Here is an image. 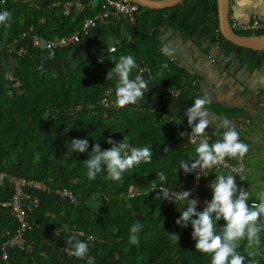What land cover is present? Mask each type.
I'll return each instance as SVG.
<instances>
[{"label":"trees","instance_id":"16d2710c","mask_svg":"<svg viewBox=\"0 0 264 264\" xmlns=\"http://www.w3.org/2000/svg\"><path fill=\"white\" fill-rule=\"evenodd\" d=\"M181 4L160 10L139 6L128 40L117 45L114 52L88 59L68 71L53 74L37 61L42 55L49 58L50 52L55 53L52 59L62 60L75 47L50 51L29 49L22 56L8 58L11 62L3 61L0 66V173L44 182L50 192L38 194L40 204L27 218L32 226L23 236L22 247L9 248L7 263L0 258V264H87V258L65 253V248L73 250L68 243L72 238L88 244L95 264H211L209 254L195 250L191 224L187 227L176 224L186 201L163 208L161 201L155 199L159 188L152 192V181L158 172L163 171L167 176L164 187L168 189L189 183L193 178V174L185 175L180 169L181 161L191 163L189 159L197 155L198 146L185 140L191 133L186 123L141 101L124 108H104L99 104L107 89L116 90L115 75L112 79L106 76L122 55L133 56L139 66L150 70L146 79L153 81L161 97L179 98L168 95L170 89L193 93L194 78L162 53L160 30L151 29L155 15ZM5 9L12 13V20L10 27L0 26V46L15 41L22 32L43 39L66 35L80 29L83 20L95 13L85 9L80 14L73 10L64 14L61 7L36 5L27 0H3L0 11ZM205 10L214 15L217 29L216 0H206ZM234 30L239 35L264 34V30ZM217 38L221 43L230 44L218 31ZM164 64L167 68L162 67ZM137 72L138 69L133 70L132 78ZM124 138L130 147L150 146L151 163L142 162L126 171L121 181L105 179L106 168L90 180L84 161L89 158L92 145L99 142L101 151H105L112 146L107 143L108 139L119 143ZM72 139H88V150L73 152ZM218 140L221 139L214 135L209 143ZM165 148L169 150L164 151ZM226 159L235 163L234 158ZM245 166L251 168L248 178L257 177L253 171L261 173L246 161ZM214 171L230 173L217 168ZM215 172L202 176V181H213ZM245 173L240 172V176L244 177ZM255 180L250 179L243 186ZM58 190L70 192L74 201L60 196L56 193ZM249 191L251 205L262 188ZM11 195L12 189L3 181L0 203ZM136 223L143 228L138 233L139 244L131 245L130 228ZM224 223L223 219L217 222V231ZM261 223L264 224V217ZM17 226L8 208L0 206V246L15 233ZM89 236L93 240H86ZM260 240L257 256L250 257L256 264H264V231L260 233ZM249 250L247 240L241 241L238 252L247 255Z\"/></svg>","mask_w":264,"mask_h":264},{"label":"crops","instance_id":"0c3cea01","mask_svg":"<svg viewBox=\"0 0 264 264\" xmlns=\"http://www.w3.org/2000/svg\"><path fill=\"white\" fill-rule=\"evenodd\" d=\"M27 1L48 5L66 0ZM77 1L84 3L90 13L97 9L98 0ZM205 2L187 0L177 8L157 14L151 22V29H159L162 46L170 45L174 50L173 55L166 56L194 78L193 93L196 98L205 95L210 98V105L206 108L211 123L206 133L218 136L224 131L220 127L222 121L227 119L236 126L240 138L249 146L245 161L261 173L253 171L258 174L257 177L248 178L251 168L244 166V177L236 176L238 186L243 188L246 187L243 184L250 179H256L254 183L264 182V51L219 42L215 17L206 13ZM255 17L264 20V0H229L231 24L245 26ZM236 29L244 31L239 27ZM131 32V23L111 20L98 25L66 58L55 60L42 55L37 62L53 74L68 71L88 59L103 57L109 52V47L128 40ZM148 88L150 91L145 93L142 104L178 117L191 132L185 111L193 106L195 95L188 91L179 98L161 97L153 81H149ZM229 112L232 115H228Z\"/></svg>","mask_w":264,"mask_h":264},{"label":"clouds","instance_id":"9594fccd","mask_svg":"<svg viewBox=\"0 0 264 264\" xmlns=\"http://www.w3.org/2000/svg\"><path fill=\"white\" fill-rule=\"evenodd\" d=\"M11 20L10 11L6 9L0 11V26L10 27ZM108 51L114 52L115 47H109ZM161 51L165 55L174 54L170 45L162 46ZM54 56L55 53L50 52L49 58ZM113 64L114 67L107 72L106 79H112L114 75L117 78L116 106L124 108L144 100L145 93L150 91L149 81L144 78V69L137 64L133 56L122 55ZM162 67L167 68V64ZM134 69H138V74L132 78ZM209 102L210 98L207 95L197 97L194 99L193 106L185 111L188 125L192 129L188 134L190 141L204 137L206 129L209 128L211 122L206 108ZM220 127L224 129L221 140L210 144L207 139H201L196 148V157L189 159L192 162L181 161L180 169L185 175L195 173V179L199 180L201 176L207 177L209 173L215 172L214 169L223 164L226 158L241 159L249 152V146L240 140L236 126L230 120L224 119ZM180 135L184 136L186 133H180ZM107 143L112 146L105 151H101L99 142L94 143L91 152L88 153L89 158L84 161L87 166V177L90 180H94L97 174L106 168L105 179L121 181L126 171L139 166L142 162L151 163L152 161L153 150L150 146L130 147L125 138L119 143L108 139ZM71 148L73 152L85 153L89 148V141L88 139H72ZM168 150V148L164 149V151ZM205 170H207L206 174L201 175ZM241 171L242 169L236 173L240 175ZM215 173V179L208 185L212 191V198L210 201H205L206 206L202 211L197 210L198 201L189 198L190 191H170L164 187L167 176L163 171L156 173V179L152 181V192L159 188L155 196V199L159 201L169 200L176 203L178 200L186 201L185 206L180 208V217L176 220V224L181 227L191 224V237L196 242L195 250L209 254L211 264H246L247 258L238 252V248L241 241L247 240V246L250 249L247 257L254 258L258 254L257 249L261 244L260 233L264 231V224L261 223V218L264 217V192L258 193V199L249 205L250 191L244 188L238 189L232 173ZM221 219L225 223L221 230L217 231V222ZM142 228L143 225L140 223L131 226L129 244H139L138 233ZM68 243L72 245V255L80 259L87 258V264H95L94 257L89 255L87 243L75 238L69 239ZM247 264H256V261L248 259Z\"/></svg>","mask_w":264,"mask_h":264},{"label":"built area","instance_id":"2783aa9c","mask_svg":"<svg viewBox=\"0 0 264 264\" xmlns=\"http://www.w3.org/2000/svg\"><path fill=\"white\" fill-rule=\"evenodd\" d=\"M3 0H0L2 2ZM47 6L61 7L64 14H69L72 10L75 14L83 13L86 9L84 3L77 0H66V1H55ZM139 6L136 3L130 2L129 0H98L97 9L92 17H87L83 20L80 29L75 30L74 32L68 33L63 36L55 37L53 39H43L37 35H31L27 32H22L15 41L0 46V53L3 52L4 55H0V66L3 65V61H6L8 58H16L26 54L29 49L50 51V50H59L67 47H76L82 41H84L91 32L100 24H105L111 20L117 22H128L132 25L135 21V14L138 12ZM233 28L239 27L244 30L250 31H260L264 30V20L260 17H255L252 22L248 25L240 26L235 23L232 24ZM6 56V57H5ZM6 58V59H5ZM144 69L143 76L146 79L147 74L150 70L146 66H140ZM138 74V72H137ZM7 76L10 78L11 75L8 73ZM115 89H107L99 104L104 108L115 107V97L113 93ZM168 95L172 97H180L183 94L176 89H170ZM90 107V106H87ZM249 124V122H247ZM222 132L218 134V137L222 139ZM213 136L205 134L204 137H198L194 141H190L189 135L185 136V140L190 145L198 146L201 139H207L208 142ZM246 155L241 159H235V163H231L228 159H225L223 164L217 166V169H222L227 172L237 175V171L244 170ZM241 171V172H242ZM204 172L201 173L203 175ZM196 174L193 173V178L189 183H181L176 187L169 189L170 191L175 190L178 192L190 191V199H196L198 201L197 210L202 211L204 209L205 201H210L212 198V191L208 187L211 182L202 181V176L199 180L195 179ZM5 181L12 189L11 197L0 203L1 207L8 208L10 215L17 222V228L15 233L6 238L1 246L0 258L7 263V250L12 247L21 248L23 236L27 230L31 228V224L28 221V216L33 213L39 207L40 198L39 193L41 192H50L48 186L41 181L29 180L19 176H10L5 173H0V185ZM168 189V188H167ZM60 196L67 197L73 202V197L70 192L67 190H58L56 191ZM181 200H178L179 202ZM163 208H169L176 204L175 201L161 200ZM38 228V226H36ZM41 229L45 230L41 227ZM58 230H54L53 233H57ZM78 235H83L82 232L77 231ZM91 236L86 237V240ZM73 250L65 248V253L68 256L72 255Z\"/></svg>","mask_w":264,"mask_h":264},{"label":"water","instance_id":"95a60500","mask_svg":"<svg viewBox=\"0 0 264 264\" xmlns=\"http://www.w3.org/2000/svg\"><path fill=\"white\" fill-rule=\"evenodd\" d=\"M140 7L160 10L172 8L182 3L184 0H129ZM217 10V31L230 44L249 49L252 51H264V34L261 35H239L235 32L229 19V0H216ZM236 176L234 178L236 180ZM237 183V181H236ZM238 186V184H237ZM256 187H262L264 192V182H255L249 186L243 187L246 191ZM240 187L238 186V189Z\"/></svg>","mask_w":264,"mask_h":264},{"label":"rangeland","instance_id":"374dc122","mask_svg":"<svg viewBox=\"0 0 264 264\" xmlns=\"http://www.w3.org/2000/svg\"><path fill=\"white\" fill-rule=\"evenodd\" d=\"M131 190H132V188L130 189V192H131ZM244 255H245V254H244ZM245 256H246V258H247V259H246V264H247V260L250 259V257H247V255H245Z\"/></svg>","mask_w":264,"mask_h":264}]
</instances>
